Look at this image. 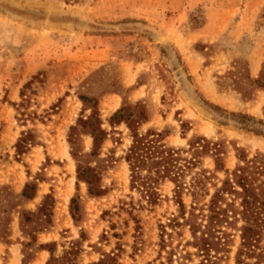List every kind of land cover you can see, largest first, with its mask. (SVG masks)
<instances>
[{
	"label": "rangeland",
	"instance_id": "1",
	"mask_svg": "<svg viewBox=\"0 0 264 264\" xmlns=\"http://www.w3.org/2000/svg\"><path fill=\"white\" fill-rule=\"evenodd\" d=\"M262 72L264 0H0V264L14 253L32 264L46 242L50 264H236L243 222L214 224L213 241L225 245L201 251L171 182L154 205L130 190L131 133L109 117L141 102L149 118L139 133L163 132L177 148L196 137L220 143L223 170L202 158L207 203L224 169L243 164L239 154L264 164V88L253 84ZM93 105L106 133L94 154L79 124ZM24 135L32 146L17 155ZM78 163L95 168L101 195L77 179ZM255 178L264 188V172ZM25 184L34 198L22 197ZM182 200L188 211L191 197Z\"/></svg>",
	"mask_w": 264,
	"mask_h": 264
},
{
	"label": "trees",
	"instance_id": "2",
	"mask_svg": "<svg viewBox=\"0 0 264 264\" xmlns=\"http://www.w3.org/2000/svg\"><path fill=\"white\" fill-rule=\"evenodd\" d=\"M253 84L264 88V72L253 81ZM28 85L30 82H27L24 87ZM20 95H23L22 90ZM80 100L84 104L90 101L84 96H81ZM90 109V115L86 119L80 118L79 124L88 129L92 138V154H94V150L100 148L106 133L101 128L96 105L91 106ZM148 118L146 107L141 102L123 103L109 117L111 126L123 123L131 133V143L124 156L129 169L130 190L137 191L145 199V205H154L159 199L158 188L160 184L165 181L171 182L174 186L175 201L179 207V218L188 227L192 237L200 241L199 249L206 253L212 248L222 249L225 245L213 241L217 238L214 235V224L221 221L230 223L232 219L241 220L243 224L237 228L240 236V247L235 256V263L248 264L246 259L255 257L256 261L252 264H263L260 260L264 258V250L259 249L258 252L255 250V247L259 245L260 235L264 227V188L254 186L255 176H260L264 172V164L257 161L260 154L247 160H244L245 157L239 154L238 159L243 164L237 165L232 171L224 169L226 173L224 180L219 186L213 185L215 190L207 203L201 202L199 201L200 198L209 196L207 185L211 179V172L201 167L202 158L210 155L215 162V171L223 170L221 144L204 137H196L188 141L187 148L169 146L164 141L166 135L163 132L147 130L144 134L139 133V126L146 123ZM70 130L72 134L75 127H70ZM26 136L20 137L15 144L17 155L24 154L27 148L32 146V142ZM76 173L77 179L82 180L87 185V190L91 195L99 196L102 194L101 187L97 184L99 177L95 168L78 163ZM187 176H189V180H186ZM29 186V184H25L21 192L25 199H32L35 195V188H29ZM184 193L191 197L188 211L182 200ZM74 203L75 199L71 198V207ZM221 204L224 205V208H221ZM143 206L141 203L137 207ZM125 209L138 227L139 220L131 210L136 209L135 205L132 204L130 209ZM205 211L207 214H204ZM72 217L74 218L73 213ZM198 220H206V224L202 225L197 222ZM171 222L175 225L181 224L178 218H173ZM160 227L161 232H165L162 224ZM202 227L203 229H201ZM38 248L47 249L51 253L47 262L50 264L53 259L51 244H40ZM21 264H24V259Z\"/></svg>",
	"mask_w": 264,
	"mask_h": 264
},
{
	"label": "crops",
	"instance_id": "3",
	"mask_svg": "<svg viewBox=\"0 0 264 264\" xmlns=\"http://www.w3.org/2000/svg\"><path fill=\"white\" fill-rule=\"evenodd\" d=\"M36 193V191H35ZM35 195L33 196V198ZM44 244H53L51 242H46ZM40 245V244H39ZM51 257V253L47 249H39L35 253V257L32 259V264H47ZM21 256H17L16 253L13 254V256L9 257L8 264H21Z\"/></svg>",
	"mask_w": 264,
	"mask_h": 264
}]
</instances>
